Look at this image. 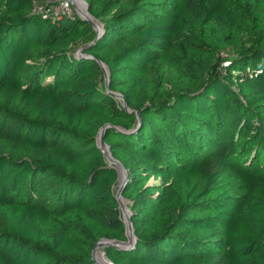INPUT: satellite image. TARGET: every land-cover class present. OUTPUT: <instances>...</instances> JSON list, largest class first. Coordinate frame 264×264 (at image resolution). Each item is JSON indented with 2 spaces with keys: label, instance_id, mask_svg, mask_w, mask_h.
<instances>
[{
  "label": "trees",
  "instance_id": "16d2710c",
  "mask_svg": "<svg viewBox=\"0 0 264 264\" xmlns=\"http://www.w3.org/2000/svg\"><path fill=\"white\" fill-rule=\"evenodd\" d=\"M53 1L0 0V264H95L100 238L126 239L104 124L135 236L104 247L113 264H264V0H84L95 40L33 10Z\"/></svg>",
  "mask_w": 264,
  "mask_h": 264
},
{
  "label": "water",
  "instance_id": "95a60500",
  "mask_svg": "<svg viewBox=\"0 0 264 264\" xmlns=\"http://www.w3.org/2000/svg\"><path fill=\"white\" fill-rule=\"evenodd\" d=\"M69 1L71 2V4H74L76 6L77 14L84 21H88L92 24V27L96 33L94 40L96 38H98V36L101 34V31H102L101 24H100V28H99L92 21V19L90 17H92V18H94V17L88 12L86 2L84 0H69ZM78 4H82L84 6V9H85V14H83L82 16L78 10V7H77ZM88 16H90V17H88ZM84 49L85 48H79L77 50L76 54L80 55ZM97 63L99 64V66H100V68L104 74L105 88L107 91H109L108 84H107L108 77H107V73H106V68L101 61L97 60ZM112 94L114 96L120 98L122 100L123 106L127 109V106L123 100L122 95L117 93V92H113ZM132 112L136 113V115L138 116L136 111H132ZM108 126H109V124H104L102 127L99 128V130L96 134V139H97V145L101 148V151L104 154L106 160L111 164V166L113 168H116V170H117V179H116L117 190H116V193L114 196H115V199L118 203V208L121 211V215H122V219H123V223H124V236H125L126 240H115V239L100 238L96 242V244L94 245V247L92 248V251H91V257L95 261V264H99L95 258V250L97 249V247L104 246V247H114V248H119V249L120 248H129L133 245V242L135 240L132 225L130 222V214L128 213V210L125 209L124 204H123L122 199H121L122 198L121 192H122L123 186L125 184V181L127 179V170L124 168V166L116 158H114L112 156V154L110 153V150H109V146L107 144H105V142L103 141V131ZM125 200L128 201L127 199H125ZM103 254H104V252H103ZM105 258L108 260V262L110 264H113L107 257H105Z\"/></svg>",
  "mask_w": 264,
  "mask_h": 264
},
{
  "label": "rangeland",
  "instance_id": "374dc122",
  "mask_svg": "<svg viewBox=\"0 0 264 264\" xmlns=\"http://www.w3.org/2000/svg\"><path fill=\"white\" fill-rule=\"evenodd\" d=\"M225 1L227 3H229L232 6V8H234L236 10L237 9L239 10L240 6L244 7L247 4L255 2L256 0H225ZM77 7H78V10H79V13H80V11L84 10V6L82 4H78ZM71 11L77 13V9H76V6L74 4H72ZM191 31L199 40L202 41V36H203V33H204V29H202V28H193ZM205 31L206 32H210V33H215L216 35H219V36H221L222 38H225V39H226L225 36H227L228 33H229L228 29L224 25L223 26H216V27L209 25ZM94 32H95V30H94ZM244 40H247L246 37H244ZM84 43H85V41L81 42L80 44H78L76 46L75 49L78 50ZM224 56L225 55H223L222 57H224ZM106 73H107V71H106ZM150 76H151V79H152L151 81L155 83L159 78L167 80V78H169L171 76V74H170V70L166 66L153 64L150 67ZM114 98H115L117 103H119V104H121L123 106L122 100L120 98H118L116 96H114ZM228 119L230 120V123L227 126V129H228L229 132L231 131L228 136L229 137H231V136L234 137L235 136L234 138L236 140L239 138V136L241 138H243L245 136V132H247V129L246 128L241 129V127L238 128L237 124H234L233 118L229 117ZM222 176H223V180L224 181L232 180V175H231L230 171L226 168V166L223 169ZM159 182H161L160 178H154V177L151 176L148 179V183L149 184H156V183H159ZM116 185H117V182H116L115 186L113 187L114 193H116V190H117V186ZM121 199H122V201L125 202V206H126V208L128 210V213L130 214V205H131V203L129 201H126L125 198H123V197ZM3 221H4L3 215L0 214V228L3 226ZM103 252H104V254H103ZM97 253H99V255H102L103 258L106 257V254H105V251H104V246H101V247L97 248ZM99 255L96 254V257H97V259L99 261H101Z\"/></svg>",
  "mask_w": 264,
  "mask_h": 264
},
{
  "label": "built area",
  "instance_id": "2783aa9c",
  "mask_svg": "<svg viewBox=\"0 0 264 264\" xmlns=\"http://www.w3.org/2000/svg\"><path fill=\"white\" fill-rule=\"evenodd\" d=\"M72 4L69 0H54L53 3L48 6L44 7L42 5H34L33 10L41 11L44 14L46 13H70L71 12Z\"/></svg>",
  "mask_w": 264,
  "mask_h": 264
},
{
  "label": "bare ground",
  "instance_id": "6f19581e",
  "mask_svg": "<svg viewBox=\"0 0 264 264\" xmlns=\"http://www.w3.org/2000/svg\"><path fill=\"white\" fill-rule=\"evenodd\" d=\"M80 14H81V16L83 15V14H85V9L83 10V11H80ZM88 17H90V16H88ZM91 19H92V21L95 23V25L96 26H98L99 28H100V23L95 19V18H92V17H90ZM122 177V176H121ZM123 202V204H124V207H125V209H127L126 208V206H125V202L124 201H122ZM99 247H101V246H99ZM99 247H97V248H99ZM96 254L97 255H99V253H97V249L95 250V258H96V260H97V262L99 263V264H110L109 262H108V260L106 259H104L103 257H102V255H99V257H100V260L101 261H99L98 259H97V257H96Z\"/></svg>",
  "mask_w": 264,
  "mask_h": 264
}]
</instances>
